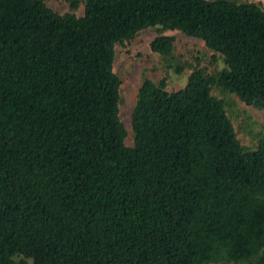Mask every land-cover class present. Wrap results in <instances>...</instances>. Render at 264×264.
Here are the masks:
<instances>
[{
    "label": "trees",
    "instance_id": "1",
    "mask_svg": "<svg viewBox=\"0 0 264 264\" xmlns=\"http://www.w3.org/2000/svg\"><path fill=\"white\" fill-rule=\"evenodd\" d=\"M85 2L79 17L0 0V264H264V137L245 148L213 92L264 111V10ZM150 28L202 40L225 69L178 91L146 79L128 147L116 46Z\"/></svg>",
    "mask_w": 264,
    "mask_h": 264
},
{
    "label": "rangeland",
    "instance_id": "2",
    "mask_svg": "<svg viewBox=\"0 0 264 264\" xmlns=\"http://www.w3.org/2000/svg\"><path fill=\"white\" fill-rule=\"evenodd\" d=\"M72 0H46L49 8L60 14L74 13L82 16L85 12V1L77 0L76 10L71 7ZM237 3H253L264 10V0H233ZM160 36L172 37L175 40L174 54L163 57L151 50V43ZM223 58L209 50L205 43L197 38L188 37L179 31L146 29L131 42L117 45L115 52L114 72L122 81L120 91V118L127 130L126 145L133 147L132 113L142 83L149 79L155 83L167 79V89L178 91L184 88L193 69L199 67L208 74L219 73L225 69ZM183 68L178 74L176 69ZM214 95L223 100L227 112L233 121L238 137L245 148L253 149L264 137V111H258L235 94L228 93L220 87L214 89ZM257 260H254V263ZM233 264V263H232Z\"/></svg>",
    "mask_w": 264,
    "mask_h": 264
}]
</instances>
